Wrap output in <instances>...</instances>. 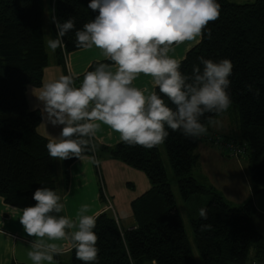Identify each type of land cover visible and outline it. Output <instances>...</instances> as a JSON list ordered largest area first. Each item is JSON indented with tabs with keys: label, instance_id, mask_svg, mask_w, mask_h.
Wrapping results in <instances>:
<instances>
[{
	"label": "trees",
	"instance_id": "1",
	"mask_svg": "<svg viewBox=\"0 0 264 264\" xmlns=\"http://www.w3.org/2000/svg\"><path fill=\"white\" fill-rule=\"evenodd\" d=\"M49 1V8H55L61 21L75 20L76 29L98 14L88 8L90 0ZM218 2L219 18L208 24L200 42L180 60L181 71L190 75L201 56L233 62L231 106L222 115L209 113L201 120L208 127L207 135L214 133L247 145L244 158L251 163L252 187L255 192H264V0L244 4ZM76 29L64 37V47L56 50L58 65L65 67L66 57L82 49L76 46ZM52 31L55 37L54 24ZM98 62L87 71L94 70ZM48 65L42 0H0V196L5 203L21 209L35 205L33 193L37 188L57 192L54 159L46 148L49 139L38 132L40 111L30 110L26 97L29 86L42 84ZM82 79L83 75L75 83L80 85ZM165 101L172 106L167 98ZM228 112L236 115L238 136L209 129V118L219 120ZM169 132L164 146L182 198H205L203 207L208 210V220L203 221L198 214L190 219L203 264H264V238L253 222V201L231 204L214 187L192 174L198 163L199 145H211L205 139L207 135L187 138L179 132ZM91 145L95 147L90 146L85 156L121 161L142 171L150 185L132 202V226L125 227L112 209L96 216L94 232L98 235L99 253L95 264H196L159 147L146 149L121 141L105 146L97 145L93 139ZM76 160H63L66 182ZM202 223H210L212 228L201 231ZM69 264H84L76 259L74 248Z\"/></svg>",
	"mask_w": 264,
	"mask_h": 264
},
{
	"label": "clouds",
	"instance_id": "2",
	"mask_svg": "<svg viewBox=\"0 0 264 264\" xmlns=\"http://www.w3.org/2000/svg\"><path fill=\"white\" fill-rule=\"evenodd\" d=\"M88 8L98 14L80 29L73 18L61 21L55 8L46 10L56 29L55 37L49 34L46 40L48 49L63 48L64 37L76 29V46L95 47L107 61L85 72L78 87L74 86L78 77L69 74L31 88L45 125L62 126L59 136H51L46 144L49 156L60 161L85 159L86 150L95 147L91 140L101 124L118 133L126 145L146 149L163 144L169 129L187 138L207 135L201 118L222 115L232 104L234 64L227 58L201 56L189 75L169 53L174 45L204 35L208 24L220 16L218 0H90ZM207 34L211 38L210 30ZM141 74L151 77L154 90L133 86ZM208 124L219 121L209 118ZM33 199L35 205L23 208L19 216L25 233L35 238L27 253L33 264H55L54 257L64 253L58 242H70L76 259L95 264L98 235L96 217L88 214L90 206L82 205L72 219L57 215L65 211L66 197L55 190L37 188ZM198 215L203 221L209 218L205 207ZM200 228L207 231L212 225L202 223Z\"/></svg>",
	"mask_w": 264,
	"mask_h": 264
},
{
	"label": "crops",
	"instance_id": "3",
	"mask_svg": "<svg viewBox=\"0 0 264 264\" xmlns=\"http://www.w3.org/2000/svg\"><path fill=\"white\" fill-rule=\"evenodd\" d=\"M200 40L201 37H198L197 40L174 45L173 51L169 55L182 60ZM102 60L104 57L101 51L95 47L71 52L66 57L65 67L58 65L56 58L50 64L49 56V65L44 71L42 83H45L49 78L55 80L61 75L82 76L94 62ZM133 86L141 89L148 88L149 91L154 90L151 77L143 74L138 76L133 82ZM35 109L39 110V107ZM218 121L219 126H222L223 119ZM61 128L62 126L45 125L41 119L38 132L50 139L51 136H59ZM209 129L222 135L231 134L229 129L224 128L225 130H223L217 128L216 125H210ZM93 140L97 145L105 146H114L120 142L119 134L103 124ZM198 155V163L195 167L203 175H206L202 179L204 184L214 187L231 204L240 205L249 199L253 201L256 208L253 222L264 237V228H262L264 225V192L254 191L250 174L245 168V162H248L247 158H230L206 143L199 145ZM85 157V159H77L71 164L68 182L64 176L63 161L58 160V165L55 167L57 193L61 195L62 199L66 197L64 200L66 208L62 215L75 219L80 207L88 204L91 209L89 215L96 217L100 213L112 209L125 227L132 226L134 218L131 205L135 199L149 190L147 176L142 171L115 159L101 158L98 160L90 155ZM12 208H17V211L13 212ZM21 210V208L5 203L0 196V264H33L27 253L31 250L30 244L35 238L29 237L20 224ZM58 243L63 244L64 253L54 257L55 264H69L70 253L73 249L71 243ZM44 264H48V262H44Z\"/></svg>",
	"mask_w": 264,
	"mask_h": 264
},
{
	"label": "rangeland",
	"instance_id": "4",
	"mask_svg": "<svg viewBox=\"0 0 264 264\" xmlns=\"http://www.w3.org/2000/svg\"><path fill=\"white\" fill-rule=\"evenodd\" d=\"M228 1L244 4V3H252V2H255L256 0H228ZM49 2H50L49 0H42V14H43V25H44L45 40L48 39L49 34L52 37H54L53 36L54 33L52 31V24L49 22L50 14L46 15V10L50 9L49 8V5H50ZM48 52H49L50 64H51L55 58L57 59V56H56V53L51 51L50 49H48ZM52 80H54V78H49L47 81H45V83L52 81ZM32 87L33 86H29L26 90V97H27L28 107L30 110L37 108V105L39 104V102L36 100V98L34 96L32 97V94L30 93ZM40 106L42 107V105H40ZM234 117H236L235 113L228 112L222 118L223 119V123H222L223 125L219 126V124H217L216 127L222 128L223 130L229 129L231 132L230 135L238 136V133L236 130L237 129L236 128V122H235ZM158 147H159L161 159L163 161L164 167L166 169V172H167V175L169 178V182L171 184L172 192H173L175 200H176V205H177L178 211H179L180 216L184 222V226H185V229L187 232L189 244H190L192 253L194 255V258H195V262H196V264H203L202 258H201V255H200V252H199V249H198L195 237H194V232H193V228H192L191 223H190V219H191V216L197 215L199 212V209L205 205V203H206L205 198H204V196H193L190 200H184L182 198L180 191H179L177 179L174 175L172 166L170 164L168 155L166 153L164 143L158 145ZM225 155L228 156L227 154H225ZM230 158H232V157H230ZM54 164H55V167H57L58 160L54 159ZM196 167L195 166L193 167L192 174L197 180L202 182V179L206 175H203V173ZM245 168H246V170H248V172L250 174L251 173V163L249 161L245 162ZM197 176H199V177H197ZM262 228H264V225H262Z\"/></svg>",
	"mask_w": 264,
	"mask_h": 264
},
{
	"label": "built area",
	"instance_id": "5",
	"mask_svg": "<svg viewBox=\"0 0 264 264\" xmlns=\"http://www.w3.org/2000/svg\"><path fill=\"white\" fill-rule=\"evenodd\" d=\"M74 86L78 87L79 85L75 83ZM205 139L208 140L211 145L223 151L229 157L241 159L244 158L247 154V145L245 143L236 142L232 139L214 133L207 135Z\"/></svg>",
	"mask_w": 264,
	"mask_h": 264
}]
</instances>
